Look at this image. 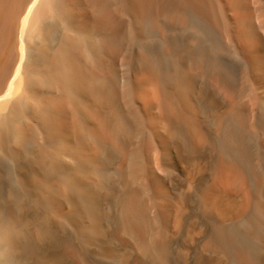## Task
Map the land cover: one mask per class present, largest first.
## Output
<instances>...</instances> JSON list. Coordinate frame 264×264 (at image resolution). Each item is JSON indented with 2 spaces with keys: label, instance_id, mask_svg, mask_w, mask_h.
I'll return each mask as SVG.
<instances>
[{
  "label": "bare ground",
  "instance_id": "obj_1",
  "mask_svg": "<svg viewBox=\"0 0 264 264\" xmlns=\"http://www.w3.org/2000/svg\"><path fill=\"white\" fill-rule=\"evenodd\" d=\"M0 264H264V0H0Z\"/></svg>",
  "mask_w": 264,
  "mask_h": 264
}]
</instances>
